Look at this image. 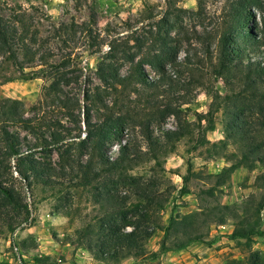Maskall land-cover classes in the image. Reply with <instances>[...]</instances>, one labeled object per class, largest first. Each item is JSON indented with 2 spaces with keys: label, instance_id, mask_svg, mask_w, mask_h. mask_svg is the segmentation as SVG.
<instances>
[{
  "label": "rangeland",
  "instance_id": "rangeland-1",
  "mask_svg": "<svg viewBox=\"0 0 264 264\" xmlns=\"http://www.w3.org/2000/svg\"><path fill=\"white\" fill-rule=\"evenodd\" d=\"M235 2L0 0V185L16 203L0 194V264H233L251 253L264 257V235L253 242L231 240L237 219L207 229L198 216L201 209L211 215L221 205L264 202V164H243L223 186L214 178L231 166L227 159L240 161V150L245 151L243 144L228 139L229 114L236 110L252 120L264 116L263 100L251 90L243 94L242 83L228 86L216 74L220 39ZM259 3L251 8L254 16L247 14L252 27L264 22V0ZM233 37L236 51L253 54L239 46L238 34ZM159 63L170 80L151 92L135 82L126 88L105 82L110 75L130 77L140 66L157 80ZM259 89L264 92V84ZM60 102L65 108L55 104ZM6 107L17 123L7 125ZM87 111L94 125L120 117L127 130L121 137L112 135L103 152L114 161L121 146L130 144L131 155L121 170L90 177L86 184L77 177L79 165L92 161L100 169L94 142L88 139ZM180 128L184 137L166 138L168 130ZM7 139L18 155H6ZM56 139L59 146L47 153L44 148ZM31 162L50 171L44 176L51 181L47 186L35 178L29 186L20 174ZM212 187L217 191L210 197ZM109 192L119 195L120 203L110 205ZM118 209L128 212L131 222L156 231L146 238L143 255L99 260L88 248L95 247L100 227ZM144 212L147 222L138 216ZM176 216L196 223L205 242L162 252L165 229ZM261 218L264 233V209ZM180 238L173 227L167 245Z\"/></svg>",
  "mask_w": 264,
  "mask_h": 264
},
{
  "label": "trees",
  "instance_id": "trees-1",
  "mask_svg": "<svg viewBox=\"0 0 264 264\" xmlns=\"http://www.w3.org/2000/svg\"><path fill=\"white\" fill-rule=\"evenodd\" d=\"M259 7V0H237V2L232 5L229 12V27L226 28L220 39L219 63L216 67V74L218 77L222 78L228 86L230 85L235 88L237 81L242 83L245 85V92L243 94H246L251 90L253 92L252 94L256 96L255 99H261L264 101V92H261V89H259L260 85L264 84V49L260 51V48H264V22L262 23L261 27L256 24L252 27L249 21V18L254 16L251 8ZM248 10H250L249 13ZM2 24L3 23L0 20V34H2L1 32L4 30V26ZM253 30L256 33H254ZM233 34H238L242 38L241 42L238 43L239 46L243 45L244 47L252 49L253 54H246V52L242 54L236 51L232 44L234 39ZM3 38L4 45L7 46V36L3 35ZM133 72L134 73L130 77H120L118 74L110 75L109 78L104 77L105 82L107 85H110L111 82H113L115 84L122 85L124 88H126L128 84L135 82L141 85L143 92H151L153 89L159 88L164 82H169L170 80V77L167 75V71H165L162 63L158 64V72L160 73V77L157 80L150 79L143 66L137 67ZM140 90L135 87L134 92L137 95H141ZM241 95L242 93H238L236 96L241 98ZM103 102L104 101H102V103ZM134 103H137V101ZM55 104L61 108H65L66 106L62 102ZM103 107L107 108L105 104ZM218 108L219 106L217 107V110ZM4 111V116L7 118V125H13L17 123V119H14V117L11 116L13 110L10 107H6ZM89 112L90 111H87L85 124L87 125L88 139L94 142L95 152L100 158V162L97 163L100 169L93 167L92 165L94 164L92 161L85 165H79L77 177L84 178V182H86V184L89 183L91 179H97L103 174H113L121 170V167L127 160L130 159L131 155L130 144H126L121 146L120 156L116 160L110 161V159L103 152L104 146L112 135L121 137L124 131L127 130V127L126 125L124 126L120 117H109L105 123L103 122L102 124L94 125ZM229 116L232 118L233 124L231 126L228 139L234 140L235 143L238 142L239 144H243L245 151L242 152L240 150V153H242L240 161L234 162L232 159L226 158L227 161L231 163V166L225 170L224 173L214 176V178H216L218 181V186L225 185L226 180L230 177V174L242 167L243 164L251 165V168H254L257 163L264 164V140L260 141L261 135L264 137V116L252 120L236 110L230 113ZM181 128L178 129V131L168 130L165 133L166 138L170 141H173L175 138L184 137L186 133L184 129ZM6 141L8 142L9 146L6 155H18V149L14 144L12 145V143H10V139H7ZM60 142L61 141L56 139L53 145L48 144L44 150L47 153L53 152V149H57ZM220 143L223 144V148L227 147L228 145L224 141H221ZM213 146L217 145L214 144ZM69 165L71 168H74L71 166V163H69ZM91 168L95 169V175H93L94 173L92 175L89 174ZM25 171L30 173H24ZM20 174L25 177L26 181L29 182V186H31V183L34 182V179L32 178H35L36 182H44L46 186L49 184V182H51L49 180L45 181L44 178V176H50V171L45 172L44 170H41V168L33 162L29 163L24 170L21 169ZM224 177L227 178L224 179ZM257 179L260 180L261 176H259ZM185 181L187 182V178ZM216 191L217 189L212 187L207 191V193L210 197H213L215 196ZM181 193H184L183 189ZM0 194L6 197L11 202V204L16 205L13 193L4 189L1 187V185ZM142 194H144L143 199L145 201L149 202L151 200L149 191L144 190ZM106 196V200L109 201L110 205H113L111 203L115 201L119 202V195L117 194L109 192ZM263 209V201L252 202V200H247L239 205H236L235 208L227 205L215 207L212 209L211 215H207L204 212L205 210L201 209V213L198 216H201L202 218L204 217V223L206 224L207 229H209V227L212 225H225L229 219H237L238 222L235 225L234 231L230 235V239L253 242L254 237H261L264 235L262 231L261 218V212ZM116 214V216L109 215L110 221L107 223L104 219L106 224H104V226H102V228L100 227L99 229L101 236L97 234L99 239H97V244L94 247L95 249L92 246H90L88 249L99 260H118L121 257L128 258L132 257L133 255L135 257L143 255V244L146 238H150L154 235L156 229L143 227L145 223L131 222L129 213L123 212V210L117 211ZM138 216L140 219H143L144 222H147V219L149 218L147 212L140 213ZM23 222H29V215L25 216ZM123 223L126 225L122 227L121 224ZM128 226H133V229L128 230ZM175 226L177 227L178 234L181 235V238L176 240L174 243L175 245L170 247L167 245V241L170 237L173 227ZM15 229L16 228H11V231L14 232ZM87 231H89V229ZM91 234L92 232L90 231L89 235ZM204 242V234H202L200 229L197 228L196 223L189 221L188 217H171L170 224L165 229V241L162 246V252L184 250L193 243ZM133 250L135 252L134 254L132 253ZM20 261L24 262L22 257H20ZM37 262L41 261L38 260ZM233 264H264V257L258 253H251L249 257L245 259V261L240 263L233 262Z\"/></svg>",
  "mask_w": 264,
  "mask_h": 264
},
{
  "label": "built area",
  "instance_id": "built-area-1",
  "mask_svg": "<svg viewBox=\"0 0 264 264\" xmlns=\"http://www.w3.org/2000/svg\"><path fill=\"white\" fill-rule=\"evenodd\" d=\"M16 250H17V248H16ZM19 260H20V257H19ZM21 262V261H20Z\"/></svg>",
  "mask_w": 264,
  "mask_h": 264
}]
</instances>
